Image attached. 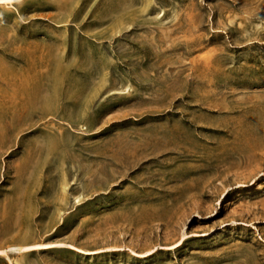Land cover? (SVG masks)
Instances as JSON below:
<instances>
[{"label":"rangeland","instance_id":"374dc122","mask_svg":"<svg viewBox=\"0 0 264 264\" xmlns=\"http://www.w3.org/2000/svg\"><path fill=\"white\" fill-rule=\"evenodd\" d=\"M0 249L264 264V0L0 5Z\"/></svg>","mask_w":264,"mask_h":264},{"label":"clouds","instance_id":"9594fccd","mask_svg":"<svg viewBox=\"0 0 264 264\" xmlns=\"http://www.w3.org/2000/svg\"><path fill=\"white\" fill-rule=\"evenodd\" d=\"M24 0H0V5H6L12 7L14 4L22 5Z\"/></svg>","mask_w":264,"mask_h":264},{"label":"bare ground","instance_id":"6f19581e","mask_svg":"<svg viewBox=\"0 0 264 264\" xmlns=\"http://www.w3.org/2000/svg\"><path fill=\"white\" fill-rule=\"evenodd\" d=\"M41 246H44V245H42L40 243H37V244H31V245H28V246H23L22 248L23 249H28V248L30 249V248H36V247H41ZM11 248H16V247L12 246ZM0 253H4V250L0 249Z\"/></svg>","mask_w":264,"mask_h":264}]
</instances>
